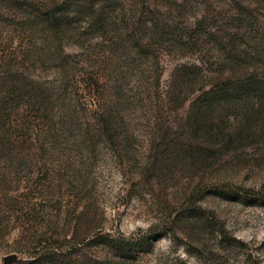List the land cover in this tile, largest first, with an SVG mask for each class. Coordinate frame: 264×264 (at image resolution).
I'll list each match as a JSON object with an SVG mask.
<instances>
[{"label":"rangeland","instance_id":"1","mask_svg":"<svg viewBox=\"0 0 264 264\" xmlns=\"http://www.w3.org/2000/svg\"><path fill=\"white\" fill-rule=\"evenodd\" d=\"M45 250L264 264V0H0V264Z\"/></svg>","mask_w":264,"mask_h":264},{"label":"trees","instance_id":"2","mask_svg":"<svg viewBox=\"0 0 264 264\" xmlns=\"http://www.w3.org/2000/svg\"><path fill=\"white\" fill-rule=\"evenodd\" d=\"M17 7L19 6V4L17 3L16 5ZM58 10H53L51 11V13H49V17L53 18V17H57L56 13ZM257 79H255L254 77H251L247 80H243L241 78L239 79H229L226 81V83H224V86L221 87V91L219 92L220 94H218L220 97H212L213 96V92L211 91H207L205 92L202 97H201V101L196 113V122H198L200 124L201 122V118L199 119V117L204 116L205 115V109H207V107H210L214 104H221L222 102H226L229 101L230 99H236V98H243L245 96H249L250 94H252L255 91V85H256ZM214 91V90H213ZM111 113L107 112V119H104L103 121V127L105 128V131L107 133V135L111 134L110 128H111ZM204 118V117H203ZM114 139V137L112 138ZM214 195L223 197V198H234L235 196H240L239 193L233 191V190H219L216 189L213 191ZM194 213H196L197 215H205L204 211L199 208L194 210ZM221 234L226 235L225 230L222 228L220 230ZM138 242V241H137ZM109 243L111 244V246H113L114 248H125L129 245V243H126V241L120 242L117 241L115 239L109 238ZM138 243H136L137 245ZM142 245V244H141ZM58 253H56L54 250H45L43 251V253H36V255L33 257L35 262L38 261H44L45 263H50V264H56L58 263Z\"/></svg>","mask_w":264,"mask_h":264}]
</instances>
